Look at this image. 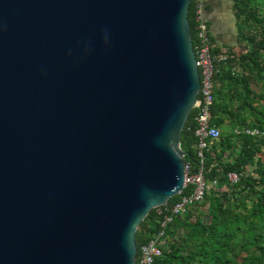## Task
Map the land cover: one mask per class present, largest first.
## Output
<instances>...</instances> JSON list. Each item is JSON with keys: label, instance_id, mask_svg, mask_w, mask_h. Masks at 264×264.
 Segmentation results:
<instances>
[{"label": "water", "instance_id": "95a60500", "mask_svg": "<svg viewBox=\"0 0 264 264\" xmlns=\"http://www.w3.org/2000/svg\"><path fill=\"white\" fill-rule=\"evenodd\" d=\"M190 0H0V264H133L184 179Z\"/></svg>", "mask_w": 264, "mask_h": 264}, {"label": "trees", "instance_id": "16d2710c", "mask_svg": "<svg viewBox=\"0 0 264 264\" xmlns=\"http://www.w3.org/2000/svg\"><path fill=\"white\" fill-rule=\"evenodd\" d=\"M234 2L239 44L236 51H223L227 59L217 64L210 123L219 127L220 136L209 140L204 161L207 178L219 177V182L166 225L162 252L151 264H264V0ZM194 11L195 0H190L187 19L193 44ZM218 52L222 50L213 49ZM194 114L191 108L180 133V147L190 154L184 159L192 170L198 167ZM242 127L263 133L234 132ZM227 170L240 173L236 183L221 176ZM177 199L172 196L167 204ZM157 210L151 208L136 228L137 253L160 229L163 216Z\"/></svg>", "mask_w": 264, "mask_h": 264}, {"label": "built area", "instance_id": "2783aa9c", "mask_svg": "<svg viewBox=\"0 0 264 264\" xmlns=\"http://www.w3.org/2000/svg\"><path fill=\"white\" fill-rule=\"evenodd\" d=\"M202 0H195L194 22H195V43L193 50L195 64L198 68L200 87L196 100L192 108L195 109L193 119L196 123L194 135L196 137V155L198 167L192 170L189 162L184 163V179L181 189L176 195L178 199L172 203H164L158 207V213L163 217L160 222V229L145 244L140 246L133 264H151L155 257L162 252V239L166 225L179 213H183L189 204L201 202L205 195L218 184L219 177L207 178L204 166L205 153L209 149V140L218 139L220 136L219 127L212 125L210 107L213 102L214 77L218 71L217 64L227 59V55L222 52L213 53L215 49L212 45L208 25L201 15ZM235 133H243L251 136L260 135L263 132L256 127L235 128ZM221 176L229 184H234L239 180L240 173L234 170L222 171ZM184 189H189L183 192Z\"/></svg>", "mask_w": 264, "mask_h": 264}, {"label": "crops", "instance_id": "0c3cea01", "mask_svg": "<svg viewBox=\"0 0 264 264\" xmlns=\"http://www.w3.org/2000/svg\"><path fill=\"white\" fill-rule=\"evenodd\" d=\"M234 4V0H202V19L208 25L212 45L216 49L236 51L238 47V21Z\"/></svg>", "mask_w": 264, "mask_h": 264}, {"label": "rangeland", "instance_id": "374dc122", "mask_svg": "<svg viewBox=\"0 0 264 264\" xmlns=\"http://www.w3.org/2000/svg\"><path fill=\"white\" fill-rule=\"evenodd\" d=\"M252 88H253L254 90H257V86H256V84H253V83H252ZM239 144H240V143H239V141H238V146L236 147V150L239 148ZM233 156H234V155H233V152H231L230 155L228 154V159H229V160L233 159ZM249 167H250V166H249Z\"/></svg>", "mask_w": 264, "mask_h": 264}]
</instances>
